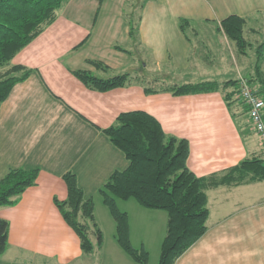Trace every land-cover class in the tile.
<instances>
[{"label":"crops","instance_id":"obj_1","mask_svg":"<svg viewBox=\"0 0 264 264\" xmlns=\"http://www.w3.org/2000/svg\"><path fill=\"white\" fill-rule=\"evenodd\" d=\"M232 14L245 17L243 33L251 44L247 37L264 27V0H66L55 19L16 52L10 64L30 73L0 103V178L10 168H37L38 174L12 204L0 206V218L8 223L0 258L23 256L28 264L96 259L98 264H138L116 242L115 221L98 193L111 173L128 165L102 131L122 112L145 111L166 135L185 139L186 166L196 177H221L244 159L264 157L237 92L228 105L221 90L176 95L166 89L196 82L185 79L212 66L208 55L216 51V36L230 40L219 22ZM127 15L139 20L135 40L128 35ZM180 19L189 21L184 31ZM234 61L235 76L229 79L248 77L237 57ZM255 61L248 78L262 87L264 98V65L259 74ZM79 70L133 78L100 91L80 81L74 74ZM135 77L151 88L145 91ZM161 77L174 82L153 86ZM67 171L75 175L84 199H92L102 232L101 248L87 254L53 201L66 197L62 175ZM263 182L206 186V231L173 264H264V194L252 189ZM116 204L127 214L132 246H143L147 264H157L166 211L142 207L132 198Z\"/></svg>","mask_w":264,"mask_h":264},{"label":"trees","instance_id":"obj_2","mask_svg":"<svg viewBox=\"0 0 264 264\" xmlns=\"http://www.w3.org/2000/svg\"><path fill=\"white\" fill-rule=\"evenodd\" d=\"M65 1L0 0V103L7 97L13 85L24 80L30 73V68L10 64V60L18 50L55 19L57 10ZM127 19L128 35L131 40H135L139 20L129 15ZM245 23V17L234 14L219 22V28L234 42L240 53H244L250 44L243 33ZM188 25V20L180 19L179 26L182 31ZM257 48L263 50L264 40ZM261 55L262 53L256 54L254 65L259 74ZM93 63L100 64L96 61ZM74 74L87 87L100 91L123 85L133 78L129 73L99 77L79 70L74 71ZM136 79L143 83L145 91L151 88L145 86L147 80L138 77ZM247 81L251 85L255 83L253 78H247ZM261 82L264 84V78ZM235 84L237 79L203 80L175 83L167 85L166 89L176 95L221 90L223 99L229 105L233 103L232 94L239 93L238 86L232 88ZM229 87L231 90L227 91ZM256 90L264 99L262 87L257 84ZM243 107L247 113V106L243 104ZM102 131L112 144L124 153L128 165L124 170L111 173L98 189V193L115 221L116 242L138 264H147L148 252L143 246L139 248L132 246L127 214L118 208L116 199L132 198L142 207L166 211V228L157 264H173L176 258L206 231L208 217L207 198L204 193L206 186L240 184L264 179V157L244 159L227 169L221 177L210 176L208 179L196 177L186 166L187 141L166 135L158 121L142 110L118 114L114 122ZM37 174V168L8 169L0 178V206L12 204L24 189L36 182ZM62 179L67 194L63 200L54 198V204L66 223L78 235L83 253L100 249L103 237L94 218L92 199H84L82 189L72 172H65ZM7 229L8 223L0 218V254L7 247Z\"/></svg>","mask_w":264,"mask_h":264},{"label":"rangeland","instance_id":"obj_3","mask_svg":"<svg viewBox=\"0 0 264 264\" xmlns=\"http://www.w3.org/2000/svg\"><path fill=\"white\" fill-rule=\"evenodd\" d=\"M134 1L137 4L140 0H134ZM244 35L246 37L245 33ZM263 37H264V27L258 29V33L247 37L248 40L251 41V44H249V46L245 48L244 53H240L233 41L227 40L223 38V36L221 35H217L216 43L218 46L215 49L216 51L208 55V57L211 59L210 64L212 66L206 68L204 73L188 76L185 80L187 81H198L204 79L226 80L229 78H234L236 72L235 64H234L235 57H237L238 60L240 61L239 63L240 70L243 73H249V76H251L250 74L251 71L253 70V62L256 58V54L262 53L259 62L264 65V48L262 50L261 48L256 47ZM198 47L201 48L200 46ZM133 56L134 58H137L136 55ZM248 77H246V79ZM171 82L174 81H171L170 77L168 79L161 77V81H158L153 86L159 87L164 84H169ZM252 187L255 193L259 195L264 194V182L262 185H257ZM0 259H1L0 263L2 262V264H28L23 256H18L17 258H14L12 257L11 254H5ZM92 264H98V259L93 260Z\"/></svg>","mask_w":264,"mask_h":264},{"label":"built area","instance_id":"obj_4","mask_svg":"<svg viewBox=\"0 0 264 264\" xmlns=\"http://www.w3.org/2000/svg\"><path fill=\"white\" fill-rule=\"evenodd\" d=\"M239 100L247 106V116L253 132L257 135L261 147L264 149V100L256 88L248 83L246 77L237 78Z\"/></svg>","mask_w":264,"mask_h":264}]
</instances>
